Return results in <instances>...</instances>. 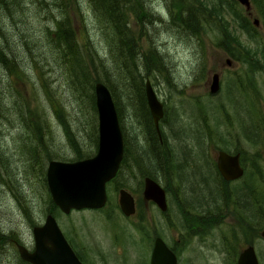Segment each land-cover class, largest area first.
<instances>
[{
	"label": "rangeland",
	"instance_id": "obj_1",
	"mask_svg": "<svg viewBox=\"0 0 264 264\" xmlns=\"http://www.w3.org/2000/svg\"><path fill=\"white\" fill-rule=\"evenodd\" d=\"M10 1L0 0V34L7 39L0 62V264L24 263L12 241L31 250V228L41 225L46 215L53 217L81 264H148L155 236L168 247L176 245L177 264H235L247 246L243 225L250 231L246 240L258 264H264V241L259 237L264 226V0H248L251 16L235 0H184L180 9L174 8L180 4L177 0H117L127 20L120 40L129 42L131 53L122 48L120 57L109 23L96 17L89 0H17L21 7L13 11ZM219 6L221 20L210 12L218 15ZM17 9L22 16L12 21L9 15ZM193 11L202 13L199 26L190 27L184 20L191 19ZM236 16L258 24L253 31L239 30ZM54 19L65 21L73 33L76 49L66 50L64 57L54 48ZM224 27L246 48L242 52L232 41L227 48L242 52L239 58L244 62L233 60L224 49ZM126 55L131 57L127 62ZM214 73L219 86L211 94ZM97 78L104 81L100 83L116 109L122 161L105 185L102 208L64 215L50 200L45 168L48 161L94 156L97 117L92 86ZM146 79L162 104L161 147L145 103L138 99ZM169 149L175 150L173 163L166 161ZM179 150L197 151L192 154L199 160L193 164L208 166L203 169L206 188L193 189L202 194L214 191L222 209L219 222L204 231H183L178 221L168 228L157 209L139 202L143 177L166 187L169 204L174 205V199L182 202L184 192L191 194L193 189L180 183L179 175L189 170L182 167L185 157ZM218 151L237 152L242 165L248 166L247 196L253 204L245 223L234 222L238 216L232 215L231 206L223 207L234 198L227 189L246 195L245 179L227 189L222 185L210 168ZM119 189L138 201L136 214L128 218L117 206ZM202 197L209 200L208 195ZM202 203L204 212L207 203Z\"/></svg>",
	"mask_w": 264,
	"mask_h": 264
},
{
	"label": "water",
	"instance_id": "obj_2",
	"mask_svg": "<svg viewBox=\"0 0 264 264\" xmlns=\"http://www.w3.org/2000/svg\"><path fill=\"white\" fill-rule=\"evenodd\" d=\"M250 14L248 0H235ZM257 26L258 21L253 19ZM229 65V62L226 61ZM218 75L212 74L209 93L218 90ZM144 98L153 128L159 137L158 122L163 117L162 104L157 100L148 80L144 81ZM94 106L97 117V145L94 156L88 159L60 162L49 161L45 169V183L52 204L64 215L71 211L96 210L106 202L105 185L116 175L122 159V137L116 112L108 90L101 84L93 85ZM238 154L218 151L215 155V167L225 182L237 180L242 170L238 164ZM141 197L151 201L160 212L166 205L162 189L149 178L143 179ZM117 206L123 217L134 215L132 196L123 189L117 192ZM32 251L29 253L22 246H16L18 257L28 264H81L64 239L60 229L51 215H46L42 224L31 229ZM264 241V226L259 233ZM148 264H177L175 255L163 241L153 240ZM235 264H258L251 245L242 249Z\"/></svg>",
	"mask_w": 264,
	"mask_h": 264
},
{
	"label": "flooded vegetation",
	"instance_id": "obj_3",
	"mask_svg": "<svg viewBox=\"0 0 264 264\" xmlns=\"http://www.w3.org/2000/svg\"><path fill=\"white\" fill-rule=\"evenodd\" d=\"M247 15L251 16V13L247 14ZM143 96H144V92H143ZM144 103H145V98H144ZM145 106H146V103H145ZM146 109H147V107H146ZM147 112H148V110H147ZM152 128H153V125H152ZM153 132H154V135L156 137L157 143L159 145H161L162 144V139H161V136H160V131H159V137L157 136L154 128H153ZM96 145H97V142H96ZM179 151H181V150H179ZM173 152H175V150H170V149L167 150L168 154H167L166 161H168L170 163H173L171 161V160H173L172 158L174 156L172 154ZM181 152L183 153L182 155L185 157L184 159L181 160L182 167H184V170H185V168H188L187 170H189V171H182V173L179 175L180 183L185 188L187 186H190V188H192V189L195 186L200 187V188L202 186L203 188H206L208 181H206L205 179L207 177V174H206V171H203V169L206 170L208 168V166H200L199 167V166L193 164V162H196V161L199 160L197 158L198 155L192 154V153H195L197 151H195V150H183ZM226 153L227 154H238L239 155V153H237V152H235V153L226 152ZM176 160H174V162ZM121 161H122V159H121ZM121 161H120V163H121ZM170 163L168 165L169 169L171 168ZM238 164H239V167L242 170V174L237 180L229 181V182L223 181L221 179V177L219 176V174H218V172L216 170V167H215V158H214V163H213V165H210V168L215 171L216 175L220 178L222 185H224L226 189L229 187V184L230 185L234 184V183L238 182L239 179H245L244 182L242 183V185H243V188H244V191H245L246 195L243 194L242 196H240V195H238L239 191L232 192L231 189H227V191L229 192V198L231 199L232 196L234 198H233L231 204L227 203L226 206L223 205L224 209L228 208L229 206H231L232 209H230V212L232 213V215L236 214L238 216V218H236L237 220H235L234 222L243 221L245 223L244 215L249 214L250 213V209H251L250 198L248 197L249 194H250L249 190H251V188H250V186H249V188H247V183H246L248 181V172H247V168L246 167H248V166L247 165H244V166L242 165L241 159H240V155L238 157ZM119 166H120V164H119ZM144 178H149V177H143L142 178V188H143V179ZM149 179H151V178H149ZM151 180L154 181L156 184H158L155 180H153V179H151ZM158 186L162 189V191L164 193V200H165V205H166L165 211L160 212L158 210V208L151 201H144L142 199V197H141L142 188H141V192H140V201L139 202H141L143 204H146V205L149 204V205L153 206L155 209H157L159 211V213H161L162 217L166 219L168 228H171L173 226L172 222L175 223V221H178L179 227L183 231H190V232L204 231V230H207L208 228L213 227L216 223L219 222V218L221 216L219 217V213L218 212H220V210H222V209L215 202L216 195L212 193L214 191L211 190V192H207V193L205 192L204 194H202V193H200V191L194 192V189H193L192 191H190L191 194L188 195V196H186V193L184 192V195L182 197V202H177L174 199V202H173L174 205H173L172 202L169 204V201H168L169 198L167 197V189H166V187L162 188L159 184H158ZM206 195H208V197H209V200H207V201H206L205 198L202 197V196H206ZM247 199L249 200L248 206H247ZM133 202H134V209H135L134 214H136L138 201L133 199ZM202 202H206L207 203L206 211H204V212H201V210H202L201 207H202V204H203ZM242 202H244V203H242ZM171 204L173 205V211L171 210ZM200 208H201V210H200ZM241 214L243 215V218H240ZM237 227L241 228L239 226H237ZM242 228H244V229H242L243 231H241L242 232V236L244 235L243 236V238H244L243 245L244 246L245 245L248 246L249 244H246V243H247V241H249V239L248 240H246V239L249 237L250 231H249V229H247V227L245 225H243ZM156 237L157 236H155L153 238V240ZM152 244H153V241H152ZM12 245L14 246L15 250H16V246L24 247L23 245L18 244L17 242H14V241H12ZM68 246H69V244H68ZM166 247L172 253H173V250H176V245H173L172 247H168V246H166ZM32 248H33V245H32ZM151 248H152V245H151ZM25 249L29 253L32 251V249L31 250H28L27 248H25ZM70 249L72 250L71 247H70ZM72 252L77 257V259L79 260V257L74 253L73 250H72ZM16 253H17V250H16ZM17 256H18V253H17ZM79 262H80V260H79Z\"/></svg>",
	"mask_w": 264,
	"mask_h": 264
},
{
	"label": "trees",
	"instance_id": "obj_4",
	"mask_svg": "<svg viewBox=\"0 0 264 264\" xmlns=\"http://www.w3.org/2000/svg\"><path fill=\"white\" fill-rule=\"evenodd\" d=\"M89 1L91 3L92 9H93L96 17L99 18V19H101V20L102 19H106L107 20L106 21V24L107 25L109 23V25H108L109 27L108 28L110 29V32L114 36L113 39H115V42H114L115 50H117V48H118V50H117V57H120L119 55H121L120 53H121V49L122 48H125L126 50H129V55H131L130 49H129L130 48L129 42H123V40H120V36L122 35V33H125L127 31V20L122 17L121 7L118 8V1L117 0H89ZM185 1L186 2H190V0H185ZM185 1L184 0L183 1L182 0H177L176 2H180V4H177V6L174 5V8H179V9L182 8ZM10 2H11L10 8H11L12 11H13V9L16 6L17 7L19 6L18 8L21 7L20 6V3L17 2V0H12ZM196 2H197V0H196ZM196 2H194V3H196ZM173 4L174 3H172V5ZM127 5H131L130 1L127 2ZM199 6L203 7L202 4L199 5ZM6 9H7V7H6ZM46 11H47V9H46ZM210 12L215 17L218 16L217 18H219L221 20V18H222L221 6L218 7V15L215 14L214 13V10H212V9H210ZM200 13H202V12H194V11L191 12V15H189V18H191V19L185 18V20H184L185 23L189 22L190 27H194L193 26V23H194V25L199 26V14ZM21 16H22V10L21 9H17L12 15L11 14L9 15V17H10V19L12 21H13V18L14 17L19 18ZM118 16H120V19H118ZM242 19H244V18H242ZM236 20H239L238 21L239 22V24H238V29L239 30H243L245 32L250 31V30L251 31L254 30V26H253L252 23H251V25H249V24L246 23V20L238 19L237 16H236ZM53 23H54V33L52 35L55 34V36H56L55 37L56 38V42L53 43L54 44V48H56L57 50H59V53L64 57V53H68L67 51H69L70 53H72V51L74 49H76V46L74 45L73 39H72L73 38V33L70 30L67 31V28H65V26H66V22L65 21H63V20L60 21L58 19H56V20L54 19ZM200 26H201V24H200ZM225 30H227V28L224 27V31ZM223 37H224V39L222 40V45H223L224 49L226 50V52L229 54V56L233 60H235V61L244 62L245 59H243V60L240 59L239 58L240 57L239 55L243 51H245L246 48H244V46H242V43L238 40V38L237 37H233V36L231 37L230 34H228L226 31H225V34H224ZM229 41H232L233 44L235 45V47L238 48L242 52H239V51H236L235 52V50L233 51V50L227 49V48H229ZM6 42H7L6 36H4L3 34H0V55H1L0 62H2V59L4 57L3 50L6 49L5 48ZM11 43L13 44V41H11ZM64 46H65V50H64ZM9 51L11 52V59L12 60H15L14 59L15 56H13V47ZM131 51H132V48H131ZM244 53L247 54L248 51H246ZM129 55H126L128 57L124 56V58L126 57L125 58L126 59L125 60L126 62L131 58ZM139 55H138V57H139ZM118 59H120V58H118ZM123 60L122 59L120 60L121 63L123 62ZM90 64H91V67H92V69L94 71L93 63L90 62ZM83 74H86V72L83 73ZM93 74H94V72H93ZM86 79H87V77H86ZM100 82H104V81L102 79H100V78H97L96 81L94 82V84L95 83H100ZM103 84H105V83H103ZM92 89H93V86H92ZM138 99L139 100H143V102H144V96H143L142 91L139 92ZM162 143H163V141H162ZM162 145L163 144H161L160 147ZM78 160H80V159H78ZM251 192H252V194H254L253 189H252ZM252 204L253 203H251V207H252ZM260 204H261V202H260ZM226 205H227V203L225 204V206ZM250 243H251V241L249 240V241H247L246 244H250ZM23 264H26V263H23Z\"/></svg>",
	"mask_w": 264,
	"mask_h": 264
}]
</instances>
